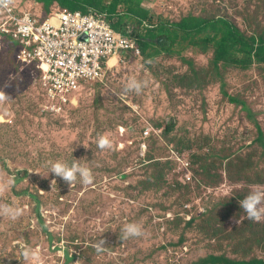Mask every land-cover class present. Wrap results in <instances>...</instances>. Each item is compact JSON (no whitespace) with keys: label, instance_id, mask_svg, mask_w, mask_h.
I'll list each match as a JSON object with an SVG mask.
<instances>
[{"label":"rangeland","instance_id":"obj_1","mask_svg":"<svg viewBox=\"0 0 264 264\" xmlns=\"http://www.w3.org/2000/svg\"><path fill=\"white\" fill-rule=\"evenodd\" d=\"M11 1L17 11H30L40 21L63 9L56 2ZM248 1L225 0L222 4V0H143L141 6L150 9L154 17L163 13L180 18L188 14L219 15L226 5L228 13L241 14L250 23L249 28L256 29L259 23L251 18L254 5L247 6ZM234 20L246 29L241 16ZM2 41L10 50L0 51V67L10 66L11 56L14 52L17 55L23 45L0 31V50ZM209 64V58L194 47L172 55L160 50L154 59L121 57L105 73L104 85H82L87 89L81 93L83 108L79 116L67 113L65 118L52 120L42 117L45 110L40 105L47 100L45 96L39 97V92L31 93L34 90L27 77L23 86L18 87V68L26 69L30 64L17 62L10 71L1 73L6 102L0 101V184L4 185L0 191V264H194L198 258L212 253L225 254L221 250L223 244L218 242L222 232H227L224 226L236 232L242 251L258 239V244L245 252L247 258L264 257V221L245 219L247 215L239 201L250 188L242 187L245 180L236 181L240 168L243 170L248 163L246 145L257 146L253 120L247 111L264 128V69L236 70L227 76L225 89L230 96L244 101L247 108H243L223 96L221 81L194 88L193 81L200 73L196 70L194 75L192 68H207ZM36 71L32 67L30 74ZM188 75L191 78L187 80ZM133 79L143 84L139 93L125 91ZM11 87L21 89L17 96L12 93L13 88L10 91ZM44 92L41 89V95ZM171 117H175V125L165 132ZM30 123L33 131L28 128ZM144 125L157 136V140L151 139L149 159L137 157L131 150ZM105 133L113 146L101 150L97 138ZM175 145L183 149L182 157L186 159L183 164V160L176 158L182 165L179 169L188 166V157L198 158L195 175L200 184L186 185L184 192L173 196L171 174L162 172L155 161L165 158L166 150L162 147L170 148L172 153ZM92 149L98 150L102 158L127 151V166L114 177L101 174L102 162L88 161ZM140 149L144 154L145 145ZM221 155L227 159L223 166L229 158L236 165L228 177L212 168L219 167ZM73 159L91 168L92 183L83 184L77 178L70 186L50 173L51 162L71 164ZM128 172L133 174L127 175ZM215 173L221 178L219 182ZM187 175L193 179L192 174ZM17 177H24L23 181L17 185L14 180L8 183L9 178ZM52 179L57 181L53 187ZM30 195L40 200L44 226L38 221L37 202ZM174 198L173 207L187 200V211L179 214L182 220L167 210L155 214L163 212L158 209L162 202ZM5 206L19 214L13 218L4 213ZM192 206L197 208L190 210ZM132 222L143 226L144 235L121 239L122 228ZM244 224L249 234L244 232ZM101 240L105 242L104 250L98 252L96 245ZM65 251L75 257L67 261ZM32 252L38 254V261L32 258Z\"/></svg>","mask_w":264,"mask_h":264},{"label":"trees","instance_id":"obj_2","mask_svg":"<svg viewBox=\"0 0 264 264\" xmlns=\"http://www.w3.org/2000/svg\"><path fill=\"white\" fill-rule=\"evenodd\" d=\"M35 1L43 4L56 2L62 8H67L71 11H81L85 14H104L106 16V20H108V22L114 29L119 30L122 34L133 36V38L136 39V47L140 49V54L137 58H141L142 60L154 59L159 54L160 50L166 51L168 54L172 55L174 54V52L175 54H181L182 50L184 51L186 47H194L198 50V53L204 55L205 57H208L210 61V64L207 68H192L194 75L197 72L200 73L193 81L194 88L205 86L208 82L217 83L216 81H221L222 85L220 87L223 96L225 98H228L231 103L243 105V108H247L244 101H239L238 99L230 96L226 91L225 86L228 85L227 76L233 75L236 70L250 72L255 68L264 69V0H249L246 4L247 6H250L252 4L254 5L255 13L253 14V16H251V18L254 17V19H256L259 23V26L256 29L249 28L250 23H246L244 17L241 14L239 15V13H228L226 11V5L223 6V11L219 15L206 17L203 15L188 14L180 18H175L167 17L163 13L159 14L157 17H154V15L152 16L150 14V9H146V7L141 6L143 0ZM224 1L225 0H222V4ZM235 16L239 18L241 16L243 18L246 29H241V27L237 25L234 20ZM1 45L2 47L0 51L10 50L9 47L5 46V43L3 41ZM177 48L180 49L178 50ZM132 55H134V51L129 50L127 57L131 59ZM11 58L12 59H10V66L1 65L0 67V92H3L4 88L2 79L3 76L1 75V73H7L11 70V67L14 66L15 63L19 62L17 61L18 59L15 52L13 53ZM21 64L22 63L19 62V65ZM32 67L34 68V70L37 69L40 72V76H38V71H36L35 74H30ZM25 70L27 72L26 74L24 73ZM18 73L19 74L15 78L18 82L19 88L23 86L25 82L24 80L27 77L31 90H34L31 93L36 94L37 92H39V97L45 96L46 98V92L41 95V89H44L41 81V69L37 68L35 64H30L29 68H18ZM183 78H181V82ZM190 78L191 76L188 75L187 80ZM86 82L87 85L93 86L97 85L96 83H102L100 81L88 80L82 82L81 84L84 85V83ZM181 84L182 83L178 85L180 86ZM12 88L13 87L10 88V91ZM85 89L87 88L83 87V90L80 93H84ZM19 90L21 89L14 90L13 88L12 93H15V96H17ZM81 100L82 97H80L78 106H74L71 103L61 104L63 110L61 114L44 111L43 107L46 102L43 105L39 104L40 109L44 111V115L42 117L49 120L58 118L62 119L65 118L64 115H66L67 113H70V116H79L83 108L82 104H80ZM247 112L248 117L253 120L252 122L255 128L254 143H256L257 146L255 148H251L252 144L246 145L245 149L248 154V163L247 166H243V170L240 168V174L237 177L236 181L245 180V184L242 187L250 188L251 185H264V128L260 124L258 118L255 117L250 110ZM119 122L122 123L123 120L121 119L119 120ZM169 122L170 124H166L167 128L165 129V132H168L173 128V126L175 125V117H171ZM3 124L8 125L9 123H1V125ZM144 127H146V125L141 127L138 131L139 141L135 143L133 149H131V147L129 148L132 150V153H136L138 155L137 157L149 159V152L153 147V145L151 144V139L157 140L155 138L157 136L153 135L151 131L149 135H143V132H145L144 130H146V128ZM28 128L32 131L34 130V126L31 123ZM204 137L205 139H207V136L205 134ZM141 145H145L146 150L144 151V154H141ZM166 146L162 147L166 150L165 158H160L155 162L162 172H169V174H171L170 184L173 186L172 195L175 196L178 193L181 194V192H184L183 187H185L186 185L195 183L194 185L198 186L200 182L197 181L195 175V172L198 171V158L193 157L191 159L190 157H188V159H190V163L188 164L187 168L179 169V167L181 168V165L178 163L176 158H179L180 161L186 160L182 157H185L182 151L183 149H180L175 145L174 150H172L173 152L171 153L170 148ZM127 154L128 153L126 151L121 152V154L117 153L108 158H102L99 157L98 150L92 149L88 152V161L91 164L97 161L102 162L103 171L99 170L101 174L105 173L108 177H114L122 173L121 171L127 166ZM172 154H175L177 156H172ZM147 159H145V161H147ZM225 160H227L225 156H219V167L217 168L215 165H213L212 168L216 172H219L221 176L225 174L228 177L229 173L234 167H236V165L235 162L231 158H229V161L225 162V165L223 166L222 162H224ZM208 162L212 163L210 161ZM256 167L258 170L255 169ZM249 169H251L252 171H250ZM187 170L191 171L193 179H187L185 177ZM126 174L132 175L133 173L128 172ZM23 178L24 177L15 178V185L22 182ZM216 179L217 181H215L219 182L221 178L216 174ZM189 187H191V185ZM23 193L27 192L25 191ZM30 197V199L37 202L35 209L38 214V221L42 226H44L43 219L40 215V200H38L36 195H30ZM174 201L175 198L171 201H168L169 205H167L168 202H162L158 209L162 210L163 212L154 213H166L165 210H167L173 212L175 216L177 215L176 218L182 220V218L179 217V214L180 212L187 211L185 209L187 200L179 201L180 204L177 207H173ZM192 208L196 209L197 207L192 206L190 210ZM209 211H211V209ZM203 216L204 215L197 216L196 218L199 219ZM245 219L248 221H252L249 220L248 217H246ZM263 221L264 220H262L261 222ZM224 227L227 228V232L225 233L226 230L224 231V233L222 232L218 242L221 243V245L223 244V248L221 250L225 254L220 255L217 253H212L209 256L198 258L197 261L194 262V264H264V257H258L257 255H254V257L248 256L247 258V256L245 255V252H249L251 250L250 248L254 244H258V239H254L252 245L242 251V248L240 247V240L236 242V232L233 229L229 230V226ZM243 230L244 232H246V234L250 233L249 228H246L245 224ZM51 239L52 238L50 236L49 240ZM256 249H259V246H257ZM65 255L67 261H71V259L75 257L70 256L67 251H65Z\"/></svg>","mask_w":264,"mask_h":264},{"label":"built area","instance_id":"obj_3","mask_svg":"<svg viewBox=\"0 0 264 264\" xmlns=\"http://www.w3.org/2000/svg\"><path fill=\"white\" fill-rule=\"evenodd\" d=\"M11 0L0 4V31L19 40L22 64L41 69L45 110L61 113V104H78L82 82L103 81L109 59L133 50L136 39L115 31L104 14L59 9L40 21L30 11H17ZM143 135H149L146 127Z\"/></svg>","mask_w":264,"mask_h":264},{"label":"clouds","instance_id":"obj_4","mask_svg":"<svg viewBox=\"0 0 264 264\" xmlns=\"http://www.w3.org/2000/svg\"><path fill=\"white\" fill-rule=\"evenodd\" d=\"M6 2H7V0H0V4H4ZM114 30L117 31L118 33L122 34L119 30H116V29H114ZM131 37H133V36H131ZM127 54H128V52L122 53V54L118 55L117 57L110 58L109 61L111 59H114L115 65H116L118 59H120L121 57H126ZM139 54H140V49H139ZM139 54H137V55L134 54V55H132V57H139ZM109 69H111V68H108L106 70V72ZM100 82H102V81H100ZM142 87H143L142 82H139V81H136L135 79H133L129 82L125 91H135V92L139 93L141 91ZM80 97H81V93H79V95H78V104L76 106L79 105ZM4 99H5L4 93L0 92V101H3ZM43 109L45 110V104H44ZM45 111H47V110H45ZM47 112H50V111H47ZM52 113H55V112H52ZM56 114H61V113H56ZM97 146L101 150L111 149L113 146V142L109 138V135L107 133H105V134L98 136ZM185 161L186 160L183 161V164L185 163ZM186 168H187V166L184 167V169H186ZM50 173H52L55 177L61 178L64 182H66L70 186L77 180V178H79L83 184H90L93 182V179H94L91 168L80 164L79 160H76V159H73L71 164H68L66 162H62L61 160L51 162ZM188 173L191 174V171L187 170L185 177L187 179H190L191 176H188L187 175ZM13 180H14V178H9L8 183H12ZM56 184H57V181L55 179H52L51 180V186L53 187ZM3 189H4V185L0 184V191H3ZM239 205H240V208L246 213L249 220H252L253 222H257V223L264 220V185H261V184L251 185L250 191L248 192V194L243 199H241L239 201ZM3 212L6 214H11L13 216V218H15V216L19 214L18 211L13 212L7 206H5L3 208ZM143 235H144L143 226L138 222L126 223L121 230V239H124V240L134 238V237H141ZM104 243L105 242L103 240H101L96 245V250L98 252L104 250ZM28 255H29V252L26 251L25 257H28ZM31 256L33 259H35L37 261L39 260V256L36 252H32ZM78 264H79V262H78Z\"/></svg>","mask_w":264,"mask_h":264},{"label":"bare ground","instance_id":"obj_5","mask_svg":"<svg viewBox=\"0 0 264 264\" xmlns=\"http://www.w3.org/2000/svg\"><path fill=\"white\" fill-rule=\"evenodd\" d=\"M111 62H114V63H111ZM115 66V60L114 59H111L110 61H109V68H112V67H114Z\"/></svg>","mask_w":264,"mask_h":264}]
</instances>
